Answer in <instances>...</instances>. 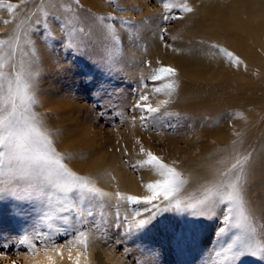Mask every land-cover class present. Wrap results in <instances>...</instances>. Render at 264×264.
I'll return each instance as SVG.
<instances>
[{
  "label": "rangeland",
  "instance_id": "1",
  "mask_svg": "<svg viewBox=\"0 0 264 264\" xmlns=\"http://www.w3.org/2000/svg\"><path fill=\"white\" fill-rule=\"evenodd\" d=\"M105 1L109 3L107 8L97 7L98 10L96 8L92 11L93 8L86 0H19L14 2L6 0V3L18 5L14 9V15H10L6 8L0 6V38L5 39L12 36L17 24L29 16L33 21L38 16L43 21L42 13L38 12L42 4L45 11L60 16L59 22L52 19L48 21L49 24L51 21L54 22V26L51 27H54L57 33L61 32L57 35L53 29L51 30V32L54 31L52 34L55 35V40L47 36L42 25L39 32L32 34L31 39L35 41L41 73L38 81L40 107L36 108V111L45 113L47 125L58 133L54 139L58 150L71 156V159L67 161L69 167L81 175L90 176L93 182L97 183L100 178L96 174V169L103 161L100 157L103 159L104 154L109 153L115 159L116 165L130 173L143 190V193L128 191L123 194L143 196L147 194L143 184L158 179L156 174L154 176L155 171L151 166H141L139 163L147 159L146 155L140 152V147L143 146L181 172L186 180L181 189L182 197H199L205 188L221 180L232 178L231 175L226 177L221 174L235 163L237 156L246 157L251 154L243 181L244 198L246 211L253 218L257 230L260 231L261 226H264V167L255 160L264 154V109H255L254 118L246 120L239 117L238 123H235L234 119L238 116L230 113L234 109L233 106L221 105L224 106L223 109L225 108L222 110L220 105L196 106L194 102L184 99V97L198 99V97L208 96V93H202V87L195 88L196 80H190L185 74L175 71L173 76L163 81L150 80L149 77L154 74L153 70L158 67L165 66L174 69L171 63L165 62L161 56L155 54L156 52L151 54L149 49L154 51L155 45L163 50L174 47L176 39L172 35V28L177 21L183 19L184 12L179 11L178 8L167 11L170 17L180 16L182 18L169 19L165 22L162 17L166 13L163 7L166 0ZM177 2L187 3L190 6L193 0H177ZM68 8L72 11H66ZM192 9L195 8L192 7ZM73 13L76 17L70 16ZM109 14L134 23L125 26L119 20L109 21L107 20ZM99 17H105L104 24H113L114 34L119 37L118 43L108 36V30L101 26ZM5 20L11 22L6 24ZM61 23L68 25L67 30L75 28L73 39L86 46L78 51L65 48L64 44L68 38L61 31ZM81 29L83 32L80 31ZM161 29L164 30V40L160 39ZM193 38L198 41L197 37ZM45 41L52 43L46 45ZM215 45L219 46L217 51L220 52L219 42L215 41ZM52 47H57V50H54L55 54L60 55L56 58L51 56L49 61L46 58L50 57V54L48 52L43 54L41 50L47 49L50 52L49 49H54ZM25 48L28 50L27 46ZM201 53L203 54V51ZM186 56L188 59H193L192 56ZM59 57L61 60L58 61ZM58 62L62 64H57ZM187 78L189 81H186ZM170 79L182 82V84L178 85L170 103L161 107L160 119L149 121L150 126L143 127L140 117L147 113L134 109L133 105L139 100L141 94L147 95L146 103L153 107L157 106L161 100L168 99L164 94L154 92L153 88L167 83ZM101 86L104 88L102 92L98 91ZM56 95L59 99L65 95L64 101L49 102L48 99ZM60 105L64 106L63 109L68 112L67 115L62 113V108H58ZM258 106L259 104H247L245 109L247 107L254 109ZM216 108L219 109L215 110ZM102 111L106 114L100 116L99 113ZM165 111L173 115L164 116ZM213 114L214 120L211 118ZM133 117L136 119L133 120ZM215 120L216 124H214ZM227 120L230 121V127L226 124L227 129L223 130L228 131L229 135L225 136L220 145L210 151L213 152L209 154L210 156L205 155L201 162H190V160H195V150L190 148L191 152H187V143L192 146L191 142L199 139L201 135L206 134L215 126L226 123ZM208 141L209 145L213 142L210 139ZM227 145H231V148L225 150L224 155L218 158L217 150ZM196 164L198 169L189 175V166ZM109 176L113 191L110 193L124 192L115 184L116 177L112 172H109ZM112 196L114 199L104 198L103 207L93 206L95 216L91 219L101 224L100 231L95 230L94 224H89L86 229L91 232L89 244L90 242L96 243L101 253L110 257L112 264L117 262L121 264H144V262H151V264H222L224 257L217 256L216 253L221 251V246L226 247L235 235V230L232 229L225 233L219 232L220 228L225 227L224 206L217 209L216 215L209 214L205 217L165 213L145 229L127 233L126 223H121L119 227L116 226L117 206L114 204L119 205L121 221L125 216L131 220L134 206L127 204L126 201L117 200L115 195ZM14 210L20 211V214L17 215ZM46 211V204L17 202L8 198L0 199V245L8 244L7 248L0 247V252L5 253L4 256H0V264H5L3 261H8V264H59L60 259L65 264L92 263L87 257L89 246L85 254L83 246L77 245L74 235L70 234L71 230L65 232L61 228L60 232L50 235L47 240L31 241L35 244L31 252H29L28 242L24 245L19 244L20 239L31 236L33 231H47L43 223ZM234 264H264V258H261L259 254L243 255Z\"/></svg>",
  "mask_w": 264,
  "mask_h": 264
},
{
  "label": "snow or ice",
  "instance_id": "2",
  "mask_svg": "<svg viewBox=\"0 0 264 264\" xmlns=\"http://www.w3.org/2000/svg\"><path fill=\"white\" fill-rule=\"evenodd\" d=\"M0 6L6 8L10 15H14V9L18 7L15 3H6V0H0ZM163 7L166 10L162 17L165 22L169 19L182 18L170 17L167 11L172 9L178 8L184 13L193 11L187 3L180 4L177 0H166ZM66 11L72 9L68 8ZM38 12L42 13L43 21L39 17L33 21L29 16L17 24L12 36L0 38V199L8 198L17 202L47 205L43 217L47 231H33L31 236H25L19 241L21 245L28 242L29 252L35 247L31 241L47 240L50 235L60 232L63 228L65 232L71 230L70 234L74 235L76 244L83 246L84 253L87 254L91 232L86 229L89 224H94L96 231L101 229V224L91 219L95 216L93 206L103 207L104 198L111 196V193L97 187L90 176L81 175L69 167L67 161L71 156L58 150L54 139L58 133L47 125L46 114L36 111V108L40 107L38 81L41 73L35 41L31 36L34 32H39L42 25L47 36L55 40L48 21L49 19L60 21V16L45 11L43 4ZM99 20L101 26L108 30V36L118 43L119 37L114 34L113 24H104L105 17H99ZM107 20L113 22L119 20L125 26L134 23L111 14L107 16ZM10 22L4 21L6 24ZM60 27L68 38L64 44L65 48L78 51L86 46L73 39L75 28L67 30L68 25L65 23H61ZM80 31L83 32V29ZM164 38V30L161 29L160 39ZM219 51L233 64L241 63L232 52L224 48H219ZM153 72L149 79L156 82L173 76L175 69L161 66ZM177 87L174 79L155 86L154 92L163 93L168 97L155 107L146 103L147 95L141 94L133 107L147 113L140 117L143 127H149V121L160 119L161 107L170 103ZM98 91H104L103 86ZM105 114L103 111L99 113L100 116ZM163 115L173 114L165 111ZM135 119L136 117H133V120ZM140 152L147 157L146 160L139 162L140 165L151 166L158 179L144 184L147 194L143 196H125L118 191L115 193L117 200L126 201L127 204L134 206L131 220L125 216L121 221L117 205V227L121 223H126V232L131 233L145 229L165 213L205 217L209 214L216 215L217 209L224 206L225 227L220 228L219 232L225 233L232 229L235 230V235L226 247L221 246V251L216 253L217 256L224 257L222 264H234L243 255L259 254L264 258V226H261L260 231L257 230L253 218L246 211L244 198L243 181L251 154L246 157L237 156L235 163L221 174L226 177L231 175L232 178L205 188L199 197H182L181 189L186 180L181 172L143 146L140 147ZM16 214L19 215L20 211H16ZM0 247L7 248L8 244ZM4 255V252H0V256Z\"/></svg>",
  "mask_w": 264,
  "mask_h": 264
},
{
  "label": "bare ground",
  "instance_id": "3",
  "mask_svg": "<svg viewBox=\"0 0 264 264\" xmlns=\"http://www.w3.org/2000/svg\"><path fill=\"white\" fill-rule=\"evenodd\" d=\"M11 1L14 2L19 0ZM86 2L91 8H93L92 11H94V9L97 7L107 8L109 5V3H107L105 0L104 2L103 0H86ZM117 2L120 1L117 0ZM190 7L195 9H193L191 12L183 13V19L177 21V24H175L172 28V35L176 39L174 41V47L172 46L171 49L166 48L163 50V48L160 46L155 45L154 51L150 48L151 46H149L150 49L148 47L147 48L150 50L151 54L152 52H156L155 54L161 56L165 62L171 63L175 71L185 74L190 78V80H196L197 82L194 84L195 88L202 87V93H208V96H203L202 98L198 97V99L184 97V99H188V102H194L196 106H233L232 108L234 109L230 113H232V115L238 116L236 119H234L235 123H238L237 120L239 117L245 118L246 120L254 118L255 109H264V0H193V3L190 5ZM70 16L76 17L75 13ZM50 24L51 26H54V22L51 21ZM99 27L101 28V26ZM52 29L56 32L54 27H51V30ZM59 33H57V35ZM41 36L42 34L39 37L41 38ZM193 37H197L198 41H196ZM40 38L39 40H41ZM215 41L219 42L220 48L225 47L227 51H232L234 56L238 57L241 63L233 64L223 53L218 52L217 47H213L215 45ZM46 42L48 41H45V43ZM49 43L52 42L49 41ZM49 43H46V45ZM56 48L49 49L51 50L50 52L47 51V49H42L41 51L43 54L48 52L50 57L46 56V59L51 60V56L56 58L57 55H60L55 54L56 51L54 50H57ZM202 51L203 54L201 53ZM184 54L192 56L193 59H188ZM57 59L59 61L60 57ZM63 61L64 60H62V62ZM63 63H65V61ZM54 64L55 63H53V65ZM57 64L61 65L62 63L58 62ZM189 78H187L186 81H189ZM175 81L178 85L182 84V82H178L177 80ZM213 81L216 82L213 83ZM62 99H59L56 95L54 98L52 97L48 100L49 102L54 103L56 100L64 101V99ZM247 104H259V106L255 107L254 109H248V107L245 109V105ZM223 107L222 110L225 109H223ZM235 107H237V109H235ZM58 108H62V113L67 115L68 112L63 109L64 106L60 105ZM219 108H216L215 110ZM214 117L215 116L213 114L211 118L214 120ZM218 121L221 122L220 120ZM216 122L217 121L215 120L214 124H216ZM229 123L230 121L227 120V122L221 124V126L217 125L212 130H208L206 134H203L200 137L198 136L199 139L191 142L192 146L190 143H187V152L190 150V148L195 150V160L189 159L190 162H201L205 155L213 153L210 151L214 150L215 147L220 145L222 140L225 139V136L229 135L228 131L223 130L227 129L225 125L227 124L228 126ZM228 127H230V125ZM208 139L213 141L211 145L207 144L209 142ZM230 148L231 145H227L226 147L217 150L218 158L223 156L224 151ZM175 155L179 157L181 156L180 154ZM261 158H264V154L259 159ZM100 159L103 161L99 163L100 166L96 169V174L100 178V180L95 183L97 187L110 193L112 188L110 186L109 172H112L113 176L116 177L115 184H117V186H119L124 191L121 193L125 194V192L128 191L138 193L143 191L130 173L122 169L121 166L116 165L115 159L111 154L106 153L104 154L103 159L102 157H100ZM259 159L256 158L258 161L255 160V162L264 167V159L262 161ZM197 166V164L191 167L189 166L188 174L189 171V175H191V172H194V170L198 169ZM219 175L220 174H218V176ZM259 175L261 176L260 173ZM260 176L258 178H260ZM112 195L115 194L111 193V196L108 198L114 199ZM114 205L117 206V204ZM94 235L95 234H93V236ZM97 236L101 237L102 235ZM87 257L89 261H92L91 264H112L109 260L110 257L108 258L103 252L101 253L96 243L93 242H90L89 244V252ZM7 262L8 261H3L5 264ZM58 263L65 264L62 259H60ZM116 264L121 263L117 262Z\"/></svg>",
  "mask_w": 264,
  "mask_h": 264
}]
</instances>
